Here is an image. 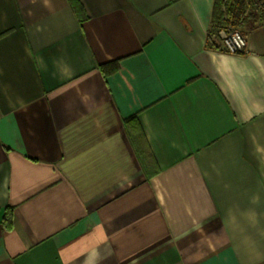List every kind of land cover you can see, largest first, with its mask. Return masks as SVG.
Segmentation results:
<instances>
[{
  "label": "crops",
  "instance_id": "0c3cea01",
  "mask_svg": "<svg viewBox=\"0 0 264 264\" xmlns=\"http://www.w3.org/2000/svg\"><path fill=\"white\" fill-rule=\"evenodd\" d=\"M78 2L0 0V264H264V27L232 56L215 0Z\"/></svg>",
  "mask_w": 264,
  "mask_h": 264
},
{
  "label": "trees",
  "instance_id": "16d2710c",
  "mask_svg": "<svg viewBox=\"0 0 264 264\" xmlns=\"http://www.w3.org/2000/svg\"><path fill=\"white\" fill-rule=\"evenodd\" d=\"M72 4L76 12L79 14L81 20H84L85 16L83 13V9L79 4L78 0H72ZM247 13L250 14V17L249 19H246L244 21L243 25H241L240 20ZM230 22L234 27H246L249 32L259 27H264V0H215L211 18L212 32L210 33L209 40L211 43H214L213 48L217 51H220V47L216 46L217 32L223 26L229 25ZM105 68L106 67H102V70L105 71ZM127 123L128 134L132 143L136 147V151L143 165L144 172L147 175V178L149 179L153 175L158 174L159 169L156 167V165L153 172H151L148 168V149H146L147 147H142V133L140 132V130L136 132L134 131L135 125H137V119L134 118L133 120L128 121ZM11 214L12 211L6 214V220H9V216Z\"/></svg>",
  "mask_w": 264,
  "mask_h": 264
},
{
  "label": "built area",
  "instance_id": "2783aa9c",
  "mask_svg": "<svg viewBox=\"0 0 264 264\" xmlns=\"http://www.w3.org/2000/svg\"><path fill=\"white\" fill-rule=\"evenodd\" d=\"M217 37L221 52L232 56L248 55V40L242 32L221 28L217 32Z\"/></svg>",
  "mask_w": 264,
  "mask_h": 264
},
{
  "label": "rangeland",
  "instance_id": "374dc122",
  "mask_svg": "<svg viewBox=\"0 0 264 264\" xmlns=\"http://www.w3.org/2000/svg\"><path fill=\"white\" fill-rule=\"evenodd\" d=\"M249 17H250V14H248V13L245 14L244 17L240 20V24L243 25L244 21L246 19H249ZM222 28H226V29H229V30L232 29V30L240 31L244 35H247L249 33V31H248V29L246 27H243V26H238V27L235 26L234 27V26H232L231 22H230L229 25H225ZM217 41H219L218 37H217Z\"/></svg>",
  "mask_w": 264,
  "mask_h": 264
}]
</instances>
